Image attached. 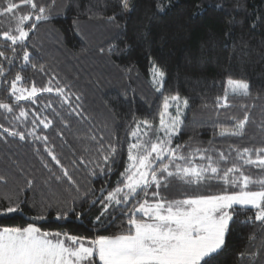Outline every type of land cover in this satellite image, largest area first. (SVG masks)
<instances>
[{
    "label": "trees",
    "instance_id": "obj_1",
    "mask_svg": "<svg viewBox=\"0 0 264 264\" xmlns=\"http://www.w3.org/2000/svg\"><path fill=\"white\" fill-rule=\"evenodd\" d=\"M37 2L47 5L51 0ZM157 2L131 0L132 11H127L122 10L121 0H55L52 19L39 23L23 48L17 46L13 64L0 57V64L8 69V81L19 73L23 77L21 87L30 88L33 83L38 88L45 87L49 80L53 87L57 81L61 86L68 84L81 97L83 110L80 117L69 115L66 107H59L54 92L40 93L35 102H19L15 110L18 112L20 107L28 110L29 121L19 124L18 130L33 127L31 119L35 112L54 121L49 129L41 125L37 134L49 137L47 146L54 150L75 184L69 182L61 166L47 154L43 141H34L31 136L24 141L0 137V177H3L0 208L9 203H19L22 208V212L0 216V227H23L43 215L46 219L35 221L43 231L92 238L96 232L88 230L92 227L89 220L99 214V205L88 210L82 221L76 220L70 211L73 198L78 196L77 186L83 192L89 186L99 189L104 185L103 179L89 175L92 164L79 163L80 157L85 162L97 157L95 144L89 137L103 133L107 142L115 134L123 144L125 151L116 174L111 177L114 184L127 159V133L135 127V120L147 119L158 124L165 96L179 93L190 104L185 110L183 130L174 143L217 149L225 154L233 147L264 148V0H222L231 15L209 9L195 18L196 5L207 7L208 0H171L172 6L165 14L157 13ZM159 2L167 4L169 0ZM27 11L22 7L17 14ZM113 15L114 22L109 20ZM233 17L235 23H229ZM7 24V18H0V30H7ZM110 45L115 46L111 53ZM24 48L30 53V63L22 59ZM0 50L13 56L6 47L0 46ZM153 63L166 73L162 93L155 92L151 84ZM228 77L247 80L251 94L243 98L230 96L231 106L218 109L217 115L216 98L224 94ZM4 79L0 77V101L16 105L6 91L9 85ZM50 101L63 119L51 109L41 111ZM245 113L249 121L241 137L215 135L220 128L232 126V117L242 118ZM5 115L0 109V124L9 127L11 116L5 120ZM230 159L234 161L235 152ZM73 161L77 163L74 165ZM245 173L254 178L261 174L251 166ZM29 180L33 181L30 190L26 188ZM221 190L218 182H213L208 190L173 180L172 187L161 194L179 199ZM86 209L88 205L83 209L76 207V212ZM65 210L69 211V218L56 219L57 213ZM253 215L254 210L237 207L227 246L212 264H264V231L258 223H242ZM124 219L118 216L107 232L99 234L118 231ZM253 233L255 239L249 241ZM240 252L258 255L255 259L238 260Z\"/></svg>",
    "mask_w": 264,
    "mask_h": 264
},
{
    "label": "snow or ice",
    "instance_id": "obj_2",
    "mask_svg": "<svg viewBox=\"0 0 264 264\" xmlns=\"http://www.w3.org/2000/svg\"><path fill=\"white\" fill-rule=\"evenodd\" d=\"M54 6L55 0L47 5L37 0H20L19 3L2 0L0 18H7L8 24L7 30H0V46L10 49L13 56L0 50V57L12 65L17 46L23 48L29 34L37 29L38 24L52 19ZM171 6V0L167 4L158 0L157 13L165 14ZM22 7L28 11L17 14ZM121 8L132 11L129 0H121ZM196 8L194 18L202 16L209 9L231 15L222 0H208L207 7L197 4ZM109 20L114 22L115 15ZM229 23H235V18ZM108 51H115V46L110 45ZM22 59L25 63L31 62L26 48ZM7 71L0 64V77L5 78L3 82L9 85L6 91L14 98L16 105L0 101V109L6 114L4 119L11 116L9 127L0 124V137H18L24 141L31 136L34 141H43L47 154L61 166L69 182L75 184L54 150L47 146L49 137L37 134L41 125L43 129H49L54 121L46 116L41 118L40 113L35 112L31 119L33 127L21 131L18 130L19 124L28 123L29 111L23 107L18 112L15 109L20 101L35 102L40 93L54 92L59 98L60 108L66 107L69 115L80 117L83 111L79 103L81 97L71 91L70 85L61 86L58 81L55 87L51 86V80L45 87L38 88L34 83L30 88L21 87L19 85L23 77L17 73L8 81ZM39 71H44L42 65ZM150 71L154 91L162 93L166 82L165 71L155 63ZM250 94L247 80L228 77L224 94L216 98L217 115L218 109L231 106L230 96L243 98ZM189 107V99L176 93L164 97L158 124L154 125L147 119L134 121L135 127L127 133V159L114 184L111 177L117 172L124 146L115 134L107 142L103 133L91 135L89 139L95 144L97 157L89 162L80 157L79 163L85 166L92 164L89 175L103 179L104 185L99 189L89 186L83 192L77 186L78 196L73 198L70 211L76 220L82 221L88 210L99 205V214L89 220L92 227L88 229L94 230L96 234L89 239L67 232L43 231L35 223L46 219L43 215L34 217L32 223L23 227H0V264H212L227 246L237 207L254 210V215L242 223H258L264 231V148L233 147L225 154L217 149L193 148L187 144L174 143L183 130L185 110ZM44 109H51L55 116L61 117L60 112L52 108L51 101L43 105L41 111ZM231 119L232 126L220 128L215 135L241 137L249 121L248 113L242 118ZM232 152H235L234 161L230 159ZM76 163L73 161L74 165ZM229 164L231 166H225ZM250 166L260 170L261 174L255 178L246 174L245 169ZM173 180L184 186H203L208 190L213 182H218L222 190L214 194L168 199L161 193L172 187ZM32 184L33 181H27L26 188L30 190ZM85 205H88V209L76 212V207L83 209ZM18 212H22L19 203H9L6 208H0V216ZM118 216L125 218L118 231L109 235L99 234L101 231L107 232ZM67 218L68 210L57 213L56 219ZM248 239L254 240L255 233ZM257 255L240 252L237 259H255Z\"/></svg>",
    "mask_w": 264,
    "mask_h": 264
},
{
    "label": "rangeland",
    "instance_id": "obj_3",
    "mask_svg": "<svg viewBox=\"0 0 264 264\" xmlns=\"http://www.w3.org/2000/svg\"><path fill=\"white\" fill-rule=\"evenodd\" d=\"M131 2V0H129V3ZM150 79H151V71H150Z\"/></svg>",
    "mask_w": 264,
    "mask_h": 264
}]
</instances>
